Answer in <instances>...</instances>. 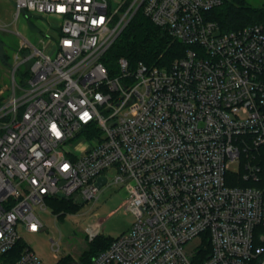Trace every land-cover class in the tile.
Here are the masks:
<instances>
[{"label":"built area","instance_id":"built-area-1","mask_svg":"<svg viewBox=\"0 0 264 264\" xmlns=\"http://www.w3.org/2000/svg\"><path fill=\"white\" fill-rule=\"evenodd\" d=\"M223 2L16 0L59 33L18 32L0 88V264H46L27 242L6 259L20 229H45L60 192L95 202L112 184L135 219L90 264H264V21L222 32L208 12ZM140 11L184 51L112 73L103 58Z\"/></svg>","mask_w":264,"mask_h":264},{"label":"rangeland","instance_id":"rangeland-1","mask_svg":"<svg viewBox=\"0 0 264 264\" xmlns=\"http://www.w3.org/2000/svg\"><path fill=\"white\" fill-rule=\"evenodd\" d=\"M255 5H262L264 0H251ZM16 0H0V88L10 82L9 63L21 44L20 32L33 44L41 46L43 39L50 43L56 37L54 30L55 18L49 22L39 16L22 13L16 18ZM25 67H23V70ZM7 94V92H6ZM113 176L112 172H108ZM127 197L121 185L106 186L97 201H85L79 196L75 204H79L74 212L69 211L58 217L53 209L40 211L45 229L31 233L20 229V235L46 264H57L60 258L71 254L72 259L80 262L82 253L89 249L90 244L85 228L100 224L101 233L117 237L130 230L135 219L134 214L126 210L123 203ZM59 241L60 250L53 251L52 245Z\"/></svg>","mask_w":264,"mask_h":264},{"label":"trees","instance_id":"trees-1","mask_svg":"<svg viewBox=\"0 0 264 264\" xmlns=\"http://www.w3.org/2000/svg\"><path fill=\"white\" fill-rule=\"evenodd\" d=\"M208 17L218 22L220 30L226 32L264 21V3L255 5L251 0H224L223 4L208 12ZM183 51L182 42L173 41L166 30L140 11L121 33L103 61L113 73L118 70L117 60L122 56L129 60L131 66L140 60L147 64H163L182 54ZM48 203L58 217L69 211L74 212L80 206L67 197L51 198ZM113 238L99 234L94 240L89 241L90 247L82 253L80 262L74 261L72 255L68 254L60 258L57 264H90L96 255L109 247ZM25 244L24 240H18L14 248L6 255V259L16 260Z\"/></svg>","mask_w":264,"mask_h":264},{"label":"water","instance_id":"water-1","mask_svg":"<svg viewBox=\"0 0 264 264\" xmlns=\"http://www.w3.org/2000/svg\"><path fill=\"white\" fill-rule=\"evenodd\" d=\"M106 181H107V177L106 176H100L99 178H98V180H97V185L99 186V187H101L104 183H106ZM59 195L61 196V197H64V194L63 193H59Z\"/></svg>","mask_w":264,"mask_h":264},{"label":"crops","instance_id":"crops-1","mask_svg":"<svg viewBox=\"0 0 264 264\" xmlns=\"http://www.w3.org/2000/svg\"><path fill=\"white\" fill-rule=\"evenodd\" d=\"M39 17L44 18L46 20V22H48V21L50 22L52 20V18H55L58 21V19L56 17H54V16H39ZM58 33H59V27L55 26L54 35H57Z\"/></svg>","mask_w":264,"mask_h":264}]
</instances>
